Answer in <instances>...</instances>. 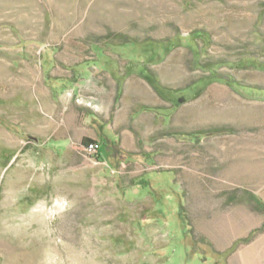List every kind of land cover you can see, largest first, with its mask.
<instances>
[{
	"label": "rangeland",
	"instance_id": "obj_1",
	"mask_svg": "<svg viewBox=\"0 0 264 264\" xmlns=\"http://www.w3.org/2000/svg\"><path fill=\"white\" fill-rule=\"evenodd\" d=\"M18 193L99 264H264V0H0V219Z\"/></svg>",
	"mask_w": 264,
	"mask_h": 264
},
{
	"label": "clouds",
	"instance_id": "obj_2",
	"mask_svg": "<svg viewBox=\"0 0 264 264\" xmlns=\"http://www.w3.org/2000/svg\"><path fill=\"white\" fill-rule=\"evenodd\" d=\"M22 199L23 193L9 194L8 212L5 218L0 219V231L25 244L33 239H41L44 247L39 264H99L98 253L91 248L86 231L82 234L80 244L76 245L65 239L55 226L60 217L72 211L75 201L60 197V213L46 224L40 225L35 221L29 222L28 218L39 215L41 204L45 208L51 207L56 202L55 198L41 197L31 205L21 204Z\"/></svg>",
	"mask_w": 264,
	"mask_h": 264
},
{
	"label": "trees",
	"instance_id": "obj_3",
	"mask_svg": "<svg viewBox=\"0 0 264 264\" xmlns=\"http://www.w3.org/2000/svg\"><path fill=\"white\" fill-rule=\"evenodd\" d=\"M218 79H221V78H218ZM228 82V84L230 85V86H233V87H235V88H245V87H243V86H240V85H238L237 84V82H235V81H227ZM221 133H224V132H221ZM209 134H212V133H205V134H203V135H209ZM96 142L94 141V140H92V139H83V141H82V146H85L84 148H86V149H88V147L91 145V144H95ZM146 183H142V185H145ZM138 184H134L133 186H137ZM183 210V209H182ZM187 223V222H186ZM239 244V242L238 243H235L234 245H233V247L229 250V252L228 253H222V254H220V256H227L228 254H230L237 246L236 245H238Z\"/></svg>",
	"mask_w": 264,
	"mask_h": 264
},
{
	"label": "crops",
	"instance_id": "obj_4",
	"mask_svg": "<svg viewBox=\"0 0 264 264\" xmlns=\"http://www.w3.org/2000/svg\"><path fill=\"white\" fill-rule=\"evenodd\" d=\"M91 116H93L95 119L97 120H101V122H106L108 119L106 117H104L103 115L101 116L100 113H98V111H92ZM109 126H111V128L113 129V126L111 124H113V121L109 120L108 121ZM130 126L124 128L123 131H138V127H135L136 125H138V122L133 121V119L130 121ZM135 122V123H134ZM137 123V124H136ZM83 139H90V138H82ZM93 140V139H92ZM138 186V185H137ZM137 186H134L133 188H136Z\"/></svg>",
	"mask_w": 264,
	"mask_h": 264
},
{
	"label": "built area",
	"instance_id": "obj_5",
	"mask_svg": "<svg viewBox=\"0 0 264 264\" xmlns=\"http://www.w3.org/2000/svg\"><path fill=\"white\" fill-rule=\"evenodd\" d=\"M87 151L89 152H94V151H97L98 150V144L95 143V144H91L88 149H86Z\"/></svg>",
	"mask_w": 264,
	"mask_h": 264
}]
</instances>
